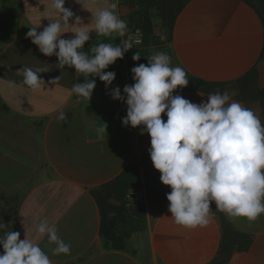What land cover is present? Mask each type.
<instances>
[{
	"label": "crops",
	"instance_id": "0c3cea01",
	"mask_svg": "<svg viewBox=\"0 0 264 264\" xmlns=\"http://www.w3.org/2000/svg\"><path fill=\"white\" fill-rule=\"evenodd\" d=\"M108 2L65 0L64 6L71 8L83 25H88L96 9ZM248 3L246 0L148 3L149 40L142 39V44L135 45L105 70L116 73L108 89L98 77H89L96 80V87L89 101L78 102L71 88L74 83H83L84 78L67 66L62 70L55 68L56 57L43 56L25 38L30 27L40 24L37 31H42L49 19L55 18L50 0H0V126L4 127H0V160L4 162L0 166V192L20 188V196H0V221L12 231L20 232L19 239H24L25 233L34 239L52 264H212L225 231L231 243L235 240L221 247H234L228 264H264V214L252 222L233 220L215 212L212 203L213 213L206 227L189 230L174 223L167 210L166 194L170 188L168 191L160 183V174L150 161L149 136L142 134L139 127L122 126L126 106L108 94L111 88L119 86L122 92L125 85H131L130 70L146 64L154 52L162 51L171 57L173 66L185 69L189 80L187 87L177 89L173 95H182L199 104L208 95L201 91V82L224 83V91L240 102L230 86H235L233 83L238 78L260 64L262 49V23ZM140 6V0H119L117 13L121 19L127 18L129 35L138 31L133 29L140 24L137 14ZM169 8L177 10V14L168 34L165 17ZM69 25L73 28L68 31H74V18ZM162 35L166 39L162 40ZM72 37V33H64L62 38ZM122 39L125 38L96 36L92 32L83 51L90 53L99 43L117 44ZM135 52L141 56L139 61L132 60ZM45 65L51 70L40 74L45 80L44 88L33 90L21 85L23 77L17 72L20 68ZM57 77H60L58 83L48 84ZM9 81H14L15 86ZM241 104L255 111L252 104ZM61 111L67 121L57 120ZM162 118L166 120L164 114ZM103 124L106 132L101 136L97 128L104 127ZM130 164L133 181L138 184L130 191L138 193L139 198L130 201L126 193L124 207L129 212L142 209L145 225L143 230L121 234L114 241L108 234L99 233L103 204L96 199V193ZM29 172L36 178L24 190ZM14 174L16 179L12 180ZM147 178L160 183L161 189L168 192H161L159 198L152 194L148 197ZM110 200L116 204L114 199ZM131 216L137 219L140 214ZM41 220L54 224L58 235L72 243L71 256H54V245L48 244L46 237L35 238L34 225ZM81 239L85 241L81 243ZM242 246L247 247L246 251Z\"/></svg>",
	"mask_w": 264,
	"mask_h": 264
},
{
	"label": "clouds",
	"instance_id": "9594fccd",
	"mask_svg": "<svg viewBox=\"0 0 264 264\" xmlns=\"http://www.w3.org/2000/svg\"><path fill=\"white\" fill-rule=\"evenodd\" d=\"M79 3V0H76ZM94 4L95 0H90ZM119 0H110L97 8L88 25H83L65 0H50L55 18H50L42 31L40 26L29 28L26 39L35 45L43 56L56 57L55 68L74 69L84 78L74 83L71 92L79 100L89 101L98 77L105 88L112 84L116 73L105 71L130 49L141 43L139 33L129 35L127 22L117 13ZM74 18V31L69 21ZM96 36L125 38L120 43H99L83 51ZM72 33V38H62ZM161 39H166L164 35ZM141 56L135 52L133 61ZM49 66L33 69L20 68L22 86L33 90L46 86L41 73ZM133 83L119 86L108 93L112 100L123 102L126 115L122 126L139 127L150 138L149 157L153 168L160 174V183L168 188L166 194L170 218L185 229L206 227L213 211L224 213L233 220H257L264 214V122L255 111L232 100L227 91L207 95L206 101L194 103L173 93L188 86L187 73L181 66H173L171 57L162 51L154 52L146 64L131 70ZM60 77L48 81L55 85ZM15 86L14 81H9ZM203 96V95H201ZM166 116V120L162 118ZM58 121H67L61 111ZM104 125V124H103ZM106 126L97 128L98 135ZM36 239L47 238L54 245L52 255H68L71 245L59 235L54 224L41 220L34 225ZM12 231L0 221V264H52L48 254L25 233Z\"/></svg>",
	"mask_w": 264,
	"mask_h": 264
},
{
	"label": "trees",
	"instance_id": "16d2710c",
	"mask_svg": "<svg viewBox=\"0 0 264 264\" xmlns=\"http://www.w3.org/2000/svg\"><path fill=\"white\" fill-rule=\"evenodd\" d=\"M141 6L138 8V12L140 17L138 23H140L138 26H135L133 31L138 30L141 35L142 39L145 41L149 40V22H148V15L146 7L148 3H153L155 0H140ZM249 1L248 5L251 6L254 11L256 12L257 16L260 18L262 23V49L258 58V62H264V0H246ZM166 19H167V33L169 34L171 31V25L173 23V19L175 18L177 14V10L173 11L172 8H169ZM162 10V9H161ZM165 14V13H164ZM143 41V40H142ZM142 44V42H141ZM255 66L250 69L247 73L242 75L240 78H238L235 81L236 87L238 89V92L241 96V100L243 102L247 103H253L257 102L260 104V107L262 109V114L264 115V89L259 91L257 89L256 84H254L256 80L255 76ZM199 82V81H196ZM203 88L201 91L205 92L206 94L215 93L216 91H220L221 93L224 92L226 84H204L201 82L200 84ZM133 168V165L130 164L125 171L119 175L116 179L111 181L103 188L102 191H98L96 193V199L100 201L103 205L100 208V235L105 236L108 234L109 239H112L116 241L119 237L121 238V234H129L133 232H138L144 229V220L142 216V209H132L129 212L124 206H125V200L124 197L126 193L129 195L132 188H136L138 184L133 181V176L131 174V170ZM161 184L156 182L155 180L151 181L149 178L146 179V193L148 197H151V194L154 195L156 198L160 196L161 192L167 193L168 191L165 189H161ZM160 188V190L158 189ZM158 189V191H157ZM107 191V195L105 192ZM167 191V192H166ZM112 193V195L110 193ZM114 199L116 204H112L110 199ZM159 198V197H158ZM111 213L113 215H111ZM139 215V218L133 219L131 216ZM227 230V229H226ZM119 235V236H118ZM238 234L236 235V237ZM239 240H236V242ZM233 244L235 240L233 239V243H231L229 239V235L227 234V231L224 232V234L221 237V246L219 254L217 255L216 259L212 264H228L229 258L231 257L230 250H234V247H228L225 249H222L221 247L227 245V243ZM223 243L225 245H223ZM242 249L246 251L247 247L242 246Z\"/></svg>",
	"mask_w": 264,
	"mask_h": 264
},
{
	"label": "rangeland",
	"instance_id": "374dc122",
	"mask_svg": "<svg viewBox=\"0 0 264 264\" xmlns=\"http://www.w3.org/2000/svg\"><path fill=\"white\" fill-rule=\"evenodd\" d=\"M129 5L131 6V7H134L133 5H132V2H129ZM125 21L127 22V18L125 19ZM128 25V24H127ZM126 38V37H125ZM258 63H260V64H258V65H256L255 66V68H254V70H255V76H256V80H255V82H254V84H256V87H257V89H259V91H260V89L261 90H263L264 89V62H258ZM259 67H260V69H259ZM233 84H235V83H233ZM235 86H236V84H235ZM234 85H232V86H230V91L231 92H233V95L236 97V98H239V100H240V102L241 103H243V104H247V102H243L242 100H241V96H240V94H239V92L236 90L237 88L235 87ZM228 92V91H227ZM248 104H252L251 106L255 109V112L257 113V115L260 117V119H261V121L262 122H264V115L262 114V109H261V107H260V104L259 103H257V102H251V103H248ZM254 111V110H253ZM2 117H4L3 115H2ZM6 117V116H5ZM7 118H10V117H7ZM0 127H2V128H4L3 126H0ZM18 126H13V128H17ZM30 142H32V140L30 139L29 140ZM35 151H36V149H35ZM2 165H4V162L2 161V160H0V166H2ZM11 169H13V168H11ZM15 169V168H14ZM25 176V175H24ZM27 179L28 180H26V184H24V190L26 189V187H29V185H31V183L35 180V178H36V175L35 174H31L30 172L27 174ZM11 179L13 180V179H16V175L14 174V175H11ZM18 181V180H17ZM19 190H20V188H19ZM19 190H15V189H13V190H3L2 192H0V196H2V197H8L9 195H13L14 194V196L15 197H17V195L18 196H20V192H19ZM21 190H23V189H21ZM3 200V199H2ZM2 206V202H0V208H2L1 207ZM81 243H82V241L84 242L85 240L84 239H81V240H79ZM66 243H67V241H65ZM80 243H78L77 244V246L79 245ZM70 245L72 246V243H70ZM0 254H3V250H2V248H0ZM71 254V253H70ZM70 254H68V255H65V256H71ZM64 256V255H63ZM217 256V253H216V255H215V257Z\"/></svg>",
	"mask_w": 264,
	"mask_h": 264
},
{
	"label": "built area",
	"instance_id": "2783aa9c",
	"mask_svg": "<svg viewBox=\"0 0 264 264\" xmlns=\"http://www.w3.org/2000/svg\"><path fill=\"white\" fill-rule=\"evenodd\" d=\"M137 33H139V36H140V38H141V42H142V35H141V33L139 32V31H137V32H135V33H133L132 35H137ZM141 44V43H140ZM140 44H138V45H140ZM130 201H134V200H137L139 197H138V193H130L129 195H128V197H127Z\"/></svg>",
	"mask_w": 264,
	"mask_h": 264
}]
</instances>
